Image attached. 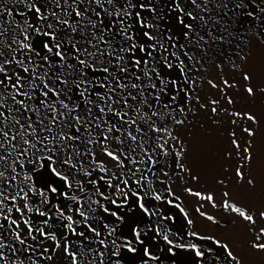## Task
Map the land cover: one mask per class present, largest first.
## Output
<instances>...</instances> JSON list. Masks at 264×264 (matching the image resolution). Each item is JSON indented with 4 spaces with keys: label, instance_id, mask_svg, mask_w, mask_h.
<instances>
[{
    "label": "snow or ice",
    "instance_id": "snow-or-ice-1",
    "mask_svg": "<svg viewBox=\"0 0 264 264\" xmlns=\"http://www.w3.org/2000/svg\"><path fill=\"white\" fill-rule=\"evenodd\" d=\"M230 2L201 0V4H197L196 0H190L201 12H210L208 5L211 3L217 10L224 9L225 14ZM253 3L255 0H249V5ZM261 3L255 6L264 13ZM19 6L24 10L20 11ZM247 6L243 0L234 4V8ZM13 8H16L15 15ZM145 11L153 15L152 22L142 15ZM179 11L183 13L178 19L184 28V43H178L179 37L160 29L158 22L163 17L151 0L147 3L123 0L122 4L120 0H0V264H17V254L21 251L14 243L6 245L3 242L5 232H10L23 246L22 251L28 254L31 264H40V260L52 262L54 257L61 264H120L121 248L130 253L137 252L130 240L118 243L116 225L107 221L109 217L123 221L119 210L127 207L132 197L136 198L135 203L144 213L153 214L145 206V198L152 192V182L145 171H151V168L130 167L145 162L142 156L138 158L132 153L141 149L148 161L155 165L157 161L143 147L144 140L149 133L168 130L163 125L157 126L153 117L171 116L177 124L184 122L175 119L173 113L177 109L173 105L179 94L184 92L187 95L188 90L177 80L165 79L163 73L165 69L178 68L184 82H188V65L181 56L187 57L195 67L199 61H194L189 48L204 49L207 43L195 21L201 22L199 27H207L209 20H213L210 15L205 19L199 12ZM5 14L9 17L7 21L2 19ZM17 15L20 20L16 19ZM185 16L192 23L186 22ZM247 16L255 19L251 11ZM133 19L141 28L147 29L143 32L144 42H140L133 31ZM219 23L214 20V24ZM117 36L120 37L119 43ZM208 36L212 40L222 41L224 38L214 36L211 29ZM34 37H39L36 44L33 43ZM41 51L45 54L42 55ZM244 79L250 80L251 77L245 75ZM169 85L175 95L171 96L170 102H164L161 95L168 94ZM247 91L253 93L252 88ZM179 112L184 113V108H179ZM248 118L254 119L252 116ZM113 141L120 146L115 151L109 150ZM125 144L127 151L123 147ZM166 144L165 140L157 145L163 155L168 154ZM81 145L85 146L83 152L80 151ZM96 145L126 171L109 175V170L95 160L93 148ZM84 156L92 157L91 163L96 167H86ZM125 160L128 164L124 163ZM45 168L63 182L67 191L52 184L45 188L35 186L32 173ZM97 170L103 175L93 178V172ZM237 175L243 178L242 172L237 171ZM20 177L22 179L18 181ZM102 181L107 192L101 190ZM193 194L201 196L199 192ZM32 196L39 197L38 202L29 203ZM53 196L72 202L67 213L61 204L52 203ZM203 198L213 200L210 195ZM154 199L161 200L162 197L156 194ZM223 206L230 207L227 202ZM43 207L47 211L42 210ZM113 207L117 210L113 211ZM231 207L245 221L255 223L252 215ZM13 209L20 219L11 218ZM26 212L44 217L43 226H35L30 219H25ZM54 216L66 221L59 236L53 230L55 225L49 223ZM260 216L264 217V211ZM21 224L27 228L25 236H22ZM134 232L137 243L143 244L140 239L142 230L137 228ZM260 235H264V228L260 229ZM29 238L35 243H27ZM164 239L172 244L167 236ZM214 243L225 250L227 264L231 261L239 264L228 244H221L219 240ZM253 247L264 251V243H254ZM5 249L11 255H6ZM144 255L156 259L147 248ZM196 255L203 258L204 252L197 250ZM37 256L39 259H33ZM19 264L24 261L19 260Z\"/></svg>",
    "mask_w": 264,
    "mask_h": 264
},
{
    "label": "rangeland",
    "instance_id": "rangeland-1",
    "mask_svg": "<svg viewBox=\"0 0 264 264\" xmlns=\"http://www.w3.org/2000/svg\"><path fill=\"white\" fill-rule=\"evenodd\" d=\"M143 2L147 3L149 0ZM196 2L201 4V0ZM236 2L237 0H231L225 14L224 9L217 10L211 3L208 5L210 12H201L190 3V0H151L163 17L158 22L160 29L168 35L179 37L178 43H184V28L178 19L183 13L179 9L192 11L194 14L199 12L205 19L210 15L213 20H209L207 27H199L201 22L195 21L197 30L205 36L207 43L204 49L189 48L194 61H199L195 67L187 57L181 56L188 65L186 69L188 82H184V77L178 68L165 69L163 73L165 79L177 80L181 87L188 90L187 95L181 92L173 105L177 109L173 113L175 119L184 122L177 124L171 116L163 119L153 117L157 120V126L163 125L168 130L149 133L148 138L144 140L143 147L152 154V159L157 161L155 165L148 161L147 155L141 149L138 148L136 153H132L138 158L142 156L145 162L129 165L130 167L151 168V171H145L146 177L152 182L150 185L152 192L145 198V206L153 214L144 213L135 203L136 198L132 197L128 205L131 203L135 206L136 213L131 214L127 206L119 210L120 215L124 217L123 221H116L113 217L108 218L107 222L116 225L115 236L119 237L118 243L130 240L137 248L136 253L121 248L120 264H227L225 250L218 247L214 240L228 244L239 264H264V251L253 247L254 243H264V235H260V229L264 228V217L260 216L264 211V31H261L264 27V13L255 6L256 3H261V0H255L251 5L249 0H243V3L248 5L245 8H234ZM120 3L122 4L123 0H120ZM105 6L110 7L107 4ZM261 7H264V3H261ZM19 8L21 10L23 7L19 6ZM15 9L13 8V14L16 13ZM249 11L254 13L255 19L247 16ZM142 15L148 22L153 21L151 13L145 11ZM2 19L7 21L9 18L5 14ZM185 20L192 23L186 16ZM214 20L220 23L214 24ZM132 23L137 39L144 42L143 32L147 29L141 28L135 19ZM209 29L214 36L222 35L223 40L209 39ZM38 40L39 37H34L33 43L36 44ZM116 41L121 42L119 36L116 37ZM41 54L45 53L41 51ZM155 55L158 56L159 53ZM129 66L131 67V63ZM245 75L251 79L245 80ZM154 82L158 83V81ZM168 87L170 89L168 94L161 95V100L164 102H170L171 96L175 95L172 86ZM248 88L253 89L252 94L248 93ZM73 99L76 100L75 94ZM8 103L11 101L9 100ZM181 107L184 108V113L179 112ZM213 108L216 109L215 112L212 111ZM249 116L254 119H249ZM16 118L22 119L20 116ZM33 118L35 119V114ZM142 127L147 128V125L142 124ZM249 132L254 135H250ZM157 136L161 139L157 140ZM165 140L167 155H163L162 150L157 146ZM237 144L239 147L236 146ZM118 147L120 146L113 141L109 150L115 151ZM123 147L127 151V144ZM154 148L155 152L152 151ZM84 150L85 146L81 145L80 151ZM93 151L97 164L102 163L109 170V175L112 173L119 175L121 171H126L106 156L99 145H96ZM82 159L86 167H96L91 163L92 157L84 156ZM124 163L128 164V161L125 160ZM25 171L28 169L26 168ZM237 171L243 173L242 179L237 175ZM46 174L51 177L48 185H56L62 191H67L63 182L46 168L32 173L37 188L46 187ZM100 175L103 173L99 170L93 172V178H98ZM139 175L140 173H137V176ZM21 179L22 177L18 178V181ZM112 182L116 183L115 180ZM101 185V190L107 192V186L103 181ZM189 189L191 192L188 191ZM196 192L201 196L193 194ZM224 193L228 195L225 196ZM156 194L161 195L162 199H154ZM209 195L213 200L203 198ZM38 200L39 197L32 196L29 203H36ZM169 200L172 201L171 204L168 203ZM17 202L19 203V200ZM225 202L230 207L225 208L223 206ZM5 203L9 202L5 201ZM52 203L61 204L67 213L68 206L72 202L53 196ZM72 206L75 207L74 204ZM231 206L252 215L255 223L245 221L238 213L232 211ZM42 210L47 211V208L43 207ZM116 210L113 207V211ZM72 214L74 218L79 219L75 213ZM10 215L12 217L19 214L13 209ZM208 216H212L213 219H207ZM43 219L44 217L34 212L30 213V222L35 226H43L41 223ZM132 219L139 221L135 223ZM189 220L192 221L191 224L188 223ZM49 223L55 225L53 230L59 236L64 231L63 223L66 221H60L54 216ZM21 227L26 231L23 224ZM137 228L142 230L140 239L144 241L143 244H138L136 241L134 230ZM45 230H48L46 226ZM165 236L172 241L171 245L164 239ZM5 241L6 245L14 243L21 249V245L13 239L12 234ZM31 243L35 242L30 239ZM145 248L156 259L145 256ZM208 249L212 251L209 252ZM197 250L204 252L203 258L196 255ZM4 251L6 255H11L8 250ZM17 256V264L19 260H23L24 264H31L27 253L19 252ZM40 264H61V262L54 257L52 262L40 260ZM230 264H237V261H231Z\"/></svg>",
    "mask_w": 264,
    "mask_h": 264
},
{
    "label": "bare ground",
    "instance_id": "bare-ground-1",
    "mask_svg": "<svg viewBox=\"0 0 264 264\" xmlns=\"http://www.w3.org/2000/svg\"><path fill=\"white\" fill-rule=\"evenodd\" d=\"M16 10V9H15ZM19 10H20V8H19ZM22 10H24L23 8H21V10L20 11H22ZM15 15V14H14ZM9 18V17H8ZM16 19L17 20H20L21 19V17H19L18 15L16 16ZM45 177V176H44ZM51 179V177L50 176H48L47 174H46V177H45V182H46V184L47 183H49L50 180ZM54 184V183H53ZM48 185V184H47ZM56 203V202H55ZM127 208H129L130 210H131V214H133V213H136L135 212V210H136V208H135V206H133L131 203L128 205V207ZM25 216H26V218L28 217L29 219H30V213H27L26 212V214H25ZM11 218H13V219H20V217H19V215L17 216H12ZM25 218V217H24ZM25 218V219H26ZM135 223H138V221H139V219H132ZM5 223V227L7 228V222L5 221L4 222ZM26 227V226H25ZM22 228V227H21ZM26 232H27V228H26V231H24L23 230V228H22V236H25L26 235ZM11 233L10 232H5L4 233V235H3V237H2V240H3V242L4 243H6V238H8L9 237V235H10ZM27 243H30V238L27 240ZM17 247V246H16ZM21 247V251H20V253H23V251H22V247L23 246H20ZM18 248V247H17ZM6 251H7V249H5ZM186 263V262H185Z\"/></svg>",
    "mask_w": 264,
    "mask_h": 264
}]
</instances>
